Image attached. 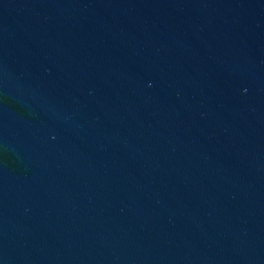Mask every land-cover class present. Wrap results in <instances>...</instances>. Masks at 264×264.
<instances>
[{
	"label": "water",
	"instance_id": "water-1",
	"mask_svg": "<svg viewBox=\"0 0 264 264\" xmlns=\"http://www.w3.org/2000/svg\"><path fill=\"white\" fill-rule=\"evenodd\" d=\"M0 264H264V0H0Z\"/></svg>",
	"mask_w": 264,
	"mask_h": 264
}]
</instances>
